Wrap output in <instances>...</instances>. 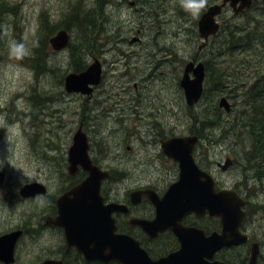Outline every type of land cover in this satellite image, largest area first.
Segmentation results:
<instances>
[{
  "label": "rangeland",
  "instance_id": "obj_1",
  "mask_svg": "<svg viewBox=\"0 0 264 264\" xmlns=\"http://www.w3.org/2000/svg\"><path fill=\"white\" fill-rule=\"evenodd\" d=\"M11 1L18 2L17 11L8 12L6 19L0 21V117L4 120L0 125V169L4 171L0 184V232L25 226L27 230L18 241L16 260L12 264H35L46 257H58L64 239L59 230L40 224L44 214H47L45 211L50 210L46 207L48 201L39 197L23 198L19 188L25 182L41 178L54 193L70 183L72 179L67 176L65 162L73 133L82 120L80 99L76 100L73 94L67 93L63 83L64 75L73 70L70 44L62 51L48 47L49 36L63 26L53 32L48 30L41 25L40 12L45 11L54 23H63L73 12L77 20L83 21L84 17L91 16L85 11L96 8L97 2ZM211 1L207 0V3ZM263 1L256 0L252 8L249 6L238 14H234L229 6L221 14L220 21L223 26L233 23L249 26L253 13L263 8ZM104 4L102 15H99L105 18L104 30L96 26L91 29L90 23L83 25V29L79 25L75 30V23L72 22L68 31L74 49L79 52L75 55L86 58V62L95 59L101 62L104 77L99 87L107 88L111 100L121 101L120 111L125 108V113L121 111V120L104 117L99 126L100 132H95L97 126L92 127L90 132L95 149L92 154L114 171L104 185L110 197L124 198L139 185L163 189L176 178V162L161 153L158 144L151 143L154 135L145 132V128L157 127L165 135L200 128L203 138L198 142L195 156L199 164L202 162L205 166L200 165L213 173L219 185L233 187L244 197L249 193L253 212L246 216L243 228L250 235V241L259 242V259L264 262V166L257 161V165L263 168L257 169V174L253 162L247 161L250 144L246 134L247 131L251 134L250 129L240 127L235 132L228 128L227 123L217 125L211 119V116L217 115V109L221 110L216 94L222 91H215L217 89L214 88L213 92L210 89L195 107L189 108L180 85L183 65L191 55L207 58L213 65L212 59H224L222 54L217 57L213 51L214 45L221 43L222 36L219 34L216 39L212 38L198 50L197 45L201 41L195 37L198 16L185 11L181 0H109ZM94 10L96 14L101 13ZM261 13L259 11L258 15ZM85 21L89 22V19L85 18ZM88 28L91 30L86 35ZM91 31L102 33V41L105 42L98 49L92 48L93 41L89 44L92 49L86 48V36H91ZM13 40L25 45L27 54L22 59L9 55V44ZM38 45L43 47V53L36 59L39 62L37 72L33 64ZM224 60L230 61L229 56L226 55ZM107 62L111 64L107 66ZM116 62L120 63L112 68ZM235 77L241 80L244 76L235 74ZM146 83L147 89L141 91V86ZM237 92L235 89L234 93ZM102 95L105 93L102 92ZM131 95L135 98L141 96V112L138 111L141 104L136 111L132 109L133 104L129 102ZM228 98L231 110L224 114L230 119L241 106L239 102L244 96ZM49 104L51 107H46ZM71 106L77 107V110ZM196 118L199 124H196ZM206 120L213 123L208 122V126ZM8 125L18 127L8 128ZM226 156L231 157L233 163L222 169L217 161L223 162ZM138 209L147 212H144L143 205ZM192 220L190 217L187 221ZM197 223L211 230L215 225L213 220L198 219ZM136 231L141 238H145ZM247 246L250 249V243ZM244 252L243 249H234L225 256L234 262ZM248 254L249 250L246 257ZM220 256V253L216 254L217 258Z\"/></svg>",
  "mask_w": 264,
  "mask_h": 264
},
{
  "label": "water",
  "instance_id": "obj_2",
  "mask_svg": "<svg viewBox=\"0 0 264 264\" xmlns=\"http://www.w3.org/2000/svg\"><path fill=\"white\" fill-rule=\"evenodd\" d=\"M229 3L234 13L250 6L253 0H222L221 3L209 5L198 19V31L202 37V47L209 35L215 34L220 27L215 18L223 5ZM70 32L61 27L49 36L51 48L61 49L70 43ZM101 62H90L80 71H69L64 77L67 91L89 93L91 85L97 84L101 76ZM190 71L193 76H190ZM204 63L190 60L185 63L180 83L188 104L197 102L204 89ZM218 104L229 111L231 103L222 95ZM197 143L196 134L174 135L161 142L162 150L178 164L177 178L168 184L166 190L159 194L152 187L135 188L129 194L133 203L141 193L155 207L152 218L131 216L128 222L140 226L153 239L164 230H171L179 241L177 248L152 256L139 239L130 233L119 231L114 212H129L123 202L104 201L100 192L101 181L110 176V172L101 169L91 161L87 152L86 134L77 129L68 148L69 169L73 171L77 163L89 171L87 176L70 186L57 196V214L51 222L64 229L67 247L75 246L89 260L108 262L115 260L121 264H226L215 256L223 247H229L249 239L247 232L241 229L246 216L245 198L233 187L220 186L211 171L198 164L194 155ZM233 162L226 156L219 161L220 168L226 169ZM3 172L0 170V183ZM45 186L40 181H28L21 185L19 192L23 196L44 192ZM194 213L201 216L208 213L220 220V228L208 233L199 226L183 222L186 215ZM22 229H13L0 234V260L5 263L15 261V244ZM258 241H251L247 261L244 264H264L259 260ZM61 258H45L35 264H63Z\"/></svg>",
  "mask_w": 264,
  "mask_h": 264
},
{
  "label": "trees",
  "instance_id": "obj_3",
  "mask_svg": "<svg viewBox=\"0 0 264 264\" xmlns=\"http://www.w3.org/2000/svg\"><path fill=\"white\" fill-rule=\"evenodd\" d=\"M109 0H96L97 6L96 8H91L86 10L85 13L91 14V16L84 17L83 21L77 20L73 14L70 18H66L63 23H54L51 22L47 16V13L44 11L40 12V22L42 26H46L48 30L54 31L56 28L63 26L67 30L70 28L72 22L75 27V30L79 25H87V23L91 24V29L95 26L100 28V30H104L105 18L103 19L99 15H102V12L105 7V2ZM256 3L250 6L251 8ZM18 2H12L11 0H0V21H3L8 16V12L15 13L18 9ZM261 9L258 12H254L252 15V20L249 22V26H241L237 23H233L232 25L223 26L219 33H217L213 38H217L218 35L222 36L221 43L219 45H214L213 51L216 53L218 57L222 54V57L229 56L230 61L226 60H216L212 59L213 64H210L208 59H204L205 67H206V76L208 70V78L205 79L204 83V94H209V90L211 89L213 92L222 91L216 96L220 98V96H230L234 97L244 96L242 101L239 102L241 105L236 114L233 117L228 118V115H225L222 107L218 105L221 109H217L218 113L216 116H211V119H214L215 124L217 125H225L231 130H235L240 127H245L250 129L251 134L247 131V136L249 138V149L247 151V161L253 162V169L256 171L257 169H263L260 165H257L259 161L260 164L264 166V1L262 2ZM100 10L101 13L96 14L94 11ZM259 11H262L261 14L258 15ZM80 16V14H78ZM89 19V22L85 21ZM250 18V19H251ZM72 25V26H73ZM71 26V27H72ZM240 26V27H239ZM90 29V30H91ZM89 28L86 31L87 33L90 31ZM51 32V33H52ZM50 34V33H49ZM48 34V35H49ZM47 35V36H48ZM86 48H100L102 44L104 45L105 41H102V33L94 34L91 31V36H86ZM93 41L94 46L92 48L89 47L90 42ZM49 47V46H48ZM74 43H70L69 48H71L72 58L74 64L72 66L73 70L77 71L81 68H84L86 65V58H82L75 55V52L79 53L74 49ZM36 52V58L33 66L36 68L38 72L39 62H36V59L42 55L43 47L38 45ZM238 55L235 58V55ZM35 57V56H34ZM78 57L79 59H77ZM215 60V62H214ZM211 69H213V74H211ZM235 74H242L244 77L240 79H236ZM63 78V77H61ZM212 86H211V85ZM216 86V87H215ZM214 88L217 89L214 91ZM237 89L238 92L234 93V90ZM222 94V95H221ZM219 100V99H218ZM230 111V110H229ZM227 111V113L229 112ZM221 113L223 115H221ZM209 118V116H206ZM207 121V120H206ZM196 124H199L200 121L198 118L195 119ZM213 123L212 120H208L207 123ZM209 123L207 124L209 126ZM227 130V129H226ZM198 132V131H197ZM245 132V131H244ZM204 165L202 162L200 163ZM207 165V163H206ZM205 166V165H204ZM258 174V172L256 171ZM260 184H263L260 182ZM247 186V183H245ZM248 196V197H247ZM247 200L245 205L246 216H250L253 212L251 208V202L249 200V193H247ZM190 218L187 216L186 220ZM213 218V217H212ZM212 218H206L205 220H210ZM204 220V221H205ZM193 223L192 221H187ZM118 229L121 231H125L131 233L135 237L141 240L143 246L147 248L149 253L152 256H159L165 254L178 246V240L170 230H165L161 232L158 236H156L153 240H149L148 238H141L136 232V229L132 228L121 219L117 221ZM214 228L219 227V223L213 226ZM208 230V227H206ZM248 243H242L240 245L232 246L229 248H223L219 251L221 254V258L227 264H241L245 262L247 259L246 253L249 250ZM234 249H243L245 250L244 255L240 253V255L231 262L225 254H228L231 250ZM65 260L63 264H121L118 261L111 260L108 262H103L100 260H89L84 258V256L76 251L75 249L71 251L64 252ZM78 258V259H77Z\"/></svg>",
  "mask_w": 264,
  "mask_h": 264
},
{
  "label": "flooded vegetation",
  "instance_id": "obj_4",
  "mask_svg": "<svg viewBox=\"0 0 264 264\" xmlns=\"http://www.w3.org/2000/svg\"><path fill=\"white\" fill-rule=\"evenodd\" d=\"M256 0H253V2H255ZM222 0H212L211 2H208L206 7L204 9L201 10L200 14L198 15V17H196V24H197V33L195 35V37L198 39L200 38L201 41L200 43L197 45V49L200 50L202 49L203 46L207 45L208 44V41L211 40L217 33L220 32L223 24H222V21H220V16L221 14L224 12V10L229 7V3L226 2L225 5L222 6L220 12L218 14H216L215 18L219 21L220 23V27H219V30L215 33V34H211L209 35L208 37V40L207 42H205V44L200 47V44L203 42L202 40V37L199 35V31H198V19L200 17V15L202 14V12L211 4L213 3H221ZM253 4V3H252ZM251 4V5H252ZM250 5V6H251ZM231 7V6H230ZM249 7V6H248ZM247 8V7H246ZM246 8L240 10L239 12L240 13H243ZM232 9V8H231ZM233 11V9H232ZM238 12V13H239ZM234 13V12H233ZM238 13H234V14H238ZM49 44V43H48ZM64 50V49H63ZM54 51H62V50H54ZM167 51V50H165ZM190 60H193L195 63L199 60L203 61L204 63V59L201 58L200 55H191L187 60L186 62L190 61ZM185 62V63H186ZM90 62H86V65L84 68L87 67V65L89 64ZM120 62H116L112 65V68L119 64ZM184 63V65H185ZM111 63L110 62H107V66H109ZM184 65H183V68H184ZM84 68H81L77 71H80ZM183 70V69H182ZM204 70H205V77H204V83H205V79L208 78V70H207V76H206V67H205V63H204ZM71 71H75V70H71ZM183 73V71H182ZM190 76H193V72L190 71ZM114 76V75H113ZM65 77V75H64ZM103 77H104V69L102 68L101 70V76H100V81L97 83V84H92L91 85V91L89 93H85V92H82V91H67V93L69 94H73L74 95V99H80V103H81V118L82 120L79 122L78 126L76 127V130L75 132L77 131V129L81 128V130L86 134V137H87V141H88V147H87V152L89 154V157L91 158V161L96 164L98 167H100L101 169H105V170H108L110 172V176L109 177H106L104 178L102 181H101V186H100V192L101 194H103L104 196V201H111V200H115V201H119V202H123L127 205V207L129 208V212L128 213H124L123 211H119V212H115V216H116V219L118 221V219H122L123 222H125L126 224H128L129 226H131L132 228L138 230L139 232H141L146 238L149 239L147 233L138 225H131L128 220L131 216H140V217H147V218H152L155 214V207L154 205L152 204V202L147 199L145 197V194L144 193H141V196L139 198V200L135 203H133L131 201V197H130V194L128 193L124 198H117V199H113L110 197V194L108 193L107 189L104 187L105 183L108 182L112 176V174L114 173L113 170H111L109 167L105 166L104 164H102L96 155L92 154V152H94V144L92 143V140L91 137H90V132L92 130V127H96L95 128V132H100V124H101V121L104 119H114L115 121H119L121 120L122 118H120L123 114L121 111H123V113H125V108H121V111H120V103L121 101L119 99H115V100H111V94L110 92L108 91L107 92V88L106 87H102L103 89H101L99 87L100 83H102L103 81ZM182 77V76H181ZM181 80V78H180ZM63 83H64V79H63ZM61 83V84H63ZM134 85L136 88H138L137 86V83L134 82ZM181 85V83H180ZM182 86V85H181ZM204 86V84H203ZM148 87V84H144L141 86V91H144L145 89H147ZM183 89V87H182ZM184 90V89H183ZM105 93V95H102L100 96L101 93ZM184 92V91H183ZM203 95L201 96V98L197 101V102H194L193 104H188L187 101H186V104L190 107H195L199 102L200 100L202 99ZM140 97L138 98H135L131 95V97L129 98V102L133 104V107L132 109L136 111L137 109V106H139L142 102V100L140 99ZM186 100V98H185ZM82 101L84 102L82 104ZM144 102V101H143ZM150 104L152 105V102H150ZM141 106L142 104L138 107V111H140L141 109ZM46 107H51V104L47 105ZM56 108V107H54ZM70 108H73L75 110H77V107H70ZM131 108V106H130ZM56 110V109H55ZM73 111L74 113H76V111ZM140 119L142 118L141 116H139ZM145 132H149L151 135H154V138L151 139V143L153 145L155 144H158V146L160 147V151L161 153L165 154L162 150V147H161V142L162 140H164L165 138L167 137H171V136H174V135H186V134H196L197 135V143L199 142V140L203 137L201 133V129L200 128H193V131L190 132L189 130H187L186 132H172L171 134L169 135H165L163 132L159 131L157 129V127H153V126H149L148 128H145L144 129ZM198 131V132H197ZM74 132V133H75ZM73 133V135H74ZM73 138V136H72ZM198 144H196L195 148L197 147ZM129 147V145H128ZM194 148V155H195V151L196 149ZM159 155V154H158ZM155 156V154H154ZM165 156H167L169 159L173 160L174 162H176V165L178 166L177 164V161L174 160L172 157H169L167 154H165ZM68 157V156H67ZM196 158V156H195ZM196 161L198 162L197 158H196ZM220 161V160H219ZM217 161V163L219 162ZM199 163V162H198ZM200 165V164H199ZM65 166H66V170H67V176L68 178H71L72 180L70 181V183L67 185V186H64L62 190H59L58 192H54L52 193L49 189V185L47 184V182H45L44 180H42L41 178L40 179H34V181H40L44 184L45 186V191L42 192V193H36L35 195H28V196H23L21 195V197L23 198H36V197H39V198H43L44 200L48 201V205L46 207H49L50 210H46L45 213H47L46 215L44 214V217H43V222H41L40 224L43 225L45 228L48 227V228H53V229H57L59 230L62 235H63V239H64V243L63 245L60 247V250L61 252L58 253V257H53V258H63L65 260V254L64 252L66 251H71L73 249H76L75 246H71V247H67V244H66V241H65V236H64V229L62 226L60 225H57V224H54L51 222L53 216H55L57 214V196L60 195L63 191L67 190L70 186L76 184V183H79L81 180H83L87 174L89 173V171L87 169H85L81 163H77L76 164V167L73 169V171H71L69 169V161H68V158L66 159V162H65ZM202 166V165H201ZM62 167V166H61ZM60 167V169H61ZM203 167V166H202ZM205 168V167H203ZM2 170V169H0ZM3 171V170H2ZM179 171V169H178ZM4 172V171H3ZM177 175H178V172H177ZM176 175V177H177ZM176 179V178H175ZM174 179V180H175ZM172 180V181H174ZM171 181V182H172ZM169 182V183H171ZM168 183V184H169ZM167 184V185H168ZM145 187H152L154 188L159 194H162L166 188L164 187L163 189L162 188H158V187H154L153 185H139L137 186L136 188H145ZM130 192V191H129ZM20 193V192H19ZM45 203V202H44ZM144 206V212L145 210H147V212L143 213V212H140L139 211V207L140 206ZM139 211V212H137ZM143 213V214H142ZM189 217H191L193 220L192 222L193 223H190V222H187L186 218H184V221L185 223L187 224H193V225H198L200 226L198 223H197V220L198 219H202V220H205L206 218H212L210 220H213L214 224H218L219 223V227L218 229L220 228V220L218 217H215V216H212L211 215H208L207 213L201 215V216H197L195 215L194 213H190L189 215H187ZM200 227H203V226H200ZM204 229H207L205 227H203ZM11 230V228H9ZM15 229H22V233L20 234V236L17 238V241H16V244H15V250H14V255H15V260H16V250H17V245H18V241L19 239L24 235V233L26 232L27 228L23 225H21L19 228H15ZM212 229H216V228H212ZM13 230V229H12ZM211 230V229H210ZM209 230V231H210ZM9 231V230H8ZM8 231H4V233L8 232ZM246 231V230H245ZM1 234H3V232H0ZM250 236V235H249ZM155 238V237H154ZM153 238V239H154ZM139 239V238H138ZM251 239V237H250ZM140 240V239H139ZM149 240H152V239H149ZM141 241V240H140ZM251 241L249 240V243ZM219 253V251L217 252ZM52 257V256H51ZM47 258V257H46ZM1 263H4V264H12V263H5L4 261L0 260ZM246 262V261H245Z\"/></svg>",
  "mask_w": 264,
  "mask_h": 264
},
{
  "label": "clouds",
  "instance_id": "obj_5",
  "mask_svg": "<svg viewBox=\"0 0 264 264\" xmlns=\"http://www.w3.org/2000/svg\"><path fill=\"white\" fill-rule=\"evenodd\" d=\"M207 5V0H181L182 8L194 16H198L200 11ZM27 54L24 43L11 41L9 44V55L16 59H22ZM3 118L0 117V125H2ZM17 125H8V128H17ZM7 142V134L5 136Z\"/></svg>",
  "mask_w": 264,
  "mask_h": 264
},
{
  "label": "bare ground",
  "instance_id": "obj_6",
  "mask_svg": "<svg viewBox=\"0 0 264 264\" xmlns=\"http://www.w3.org/2000/svg\"><path fill=\"white\" fill-rule=\"evenodd\" d=\"M49 47L51 48V46L49 45ZM66 47H64V48H61V49H57V50H63V49H65ZM52 50H56V49H53V48H51ZM91 50V49H90ZM216 87V86H215ZM29 97V96H28ZM33 97H31V99H32ZM33 100H34V98H33ZM204 136V135H203Z\"/></svg>",
  "mask_w": 264,
  "mask_h": 264
}]
</instances>
